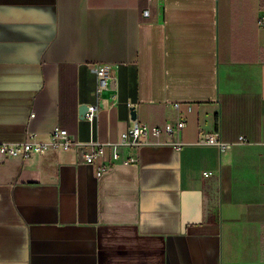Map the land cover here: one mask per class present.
I'll return each instance as SVG.
<instances>
[{"label":"crops","instance_id":"obj_1","mask_svg":"<svg viewBox=\"0 0 264 264\" xmlns=\"http://www.w3.org/2000/svg\"><path fill=\"white\" fill-rule=\"evenodd\" d=\"M263 16L264 0H0V143H116L132 108L185 122L100 176L109 149L0 153V264H264ZM96 64L117 90L90 123Z\"/></svg>","mask_w":264,"mask_h":264},{"label":"built area","instance_id":"obj_2","mask_svg":"<svg viewBox=\"0 0 264 264\" xmlns=\"http://www.w3.org/2000/svg\"><path fill=\"white\" fill-rule=\"evenodd\" d=\"M161 0H149L150 3L158 2ZM143 16L145 18L151 17V10L148 8L144 10ZM259 25L264 27V16L260 19ZM93 73L97 77V89L95 96L97 102L88 106V111L83 118L84 120L93 123L99 114L100 106L103 103L102 94L106 90H117V81L114 69L107 64H96L91 66ZM179 107V104H176ZM185 126L183 120L178 121V124L174 127L166 125L163 127L147 126L140 124L136 119L131 121L130 128L120 135L119 141L116 143H100L97 141L79 142L72 139L68 131L64 128H55L52 134L51 141L38 142L29 141L24 142H10L0 143V153L5 157L11 158H29L34 153H40L49 150L50 148H62L70 149L76 148L80 151V160L86 163L94 164L99 160L105 158L107 149L110 150V159L108 162L101 164L98 167V175H102L113 164L124 163L130 164L136 162L135 156H128L122 159L119 152L120 148H138L144 144H152V138H155L156 143H161L159 139L163 135H173L176 132L181 131ZM243 140V139H242ZM200 145L216 146L220 150H228L232 144L223 142L219 133L204 134L199 140ZM178 149H182L186 144L180 141L174 143Z\"/></svg>","mask_w":264,"mask_h":264},{"label":"water","instance_id":"obj_3","mask_svg":"<svg viewBox=\"0 0 264 264\" xmlns=\"http://www.w3.org/2000/svg\"><path fill=\"white\" fill-rule=\"evenodd\" d=\"M87 111H88V107L87 106H83L81 108L80 113L82 115V118L85 117ZM132 119H137V112H136L135 108H132Z\"/></svg>","mask_w":264,"mask_h":264}]
</instances>
